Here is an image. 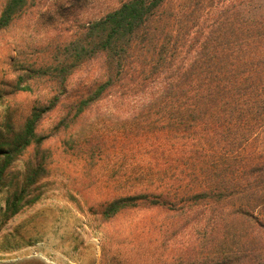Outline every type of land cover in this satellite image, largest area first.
Instances as JSON below:
<instances>
[{
  "label": "rangeland",
  "instance_id": "rangeland-1",
  "mask_svg": "<svg viewBox=\"0 0 264 264\" xmlns=\"http://www.w3.org/2000/svg\"><path fill=\"white\" fill-rule=\"evenodd\" d=\"M6 1L0 0V14ZM125 1L28 0L0 30V143L8 135V120L19 131L32 109L56 93L51 82L28 79L29 70L52 63L90 23ZM196 2L173 0L179 18L184 5L192 12L190 59L204 47L210 60L220 62L224 75L236 77L237 93L253 94L257 120L250 114L233 118L236 133L225 139H235L236 161L226 160L225 143L217 144L209 116L204 140L200 132L194 133L190 144L194 153L204 147L210 169L220 160L225 163L223 171L239 170V160L253 153L261 154L264 165V0H205L202 16ZM229 59L234 63L231 72L224 67ZM101 75L98 61L78 67L69 77L70 93L86 90ZM21 76L26 79L22 87L31 90H16ZM65 98L41 121L37 129L41 144H33L18 158L0 189V264H186L181 257L193 239V221L176 231L179 220L171 221L173 226L167 221L162 225L169 214L147 204L113 219L101 214L102 206L114 197L139 187L141 175L167 167L164 157L178 152L180 140L160 130H132L137 123L146 124L136 103L116 105L104 99L71 121L66 118ZM246 128L251 134L243 136ZM194 129L199 131V120ZM224 154V162L217 159ZM37 161L45 171L29 188L28 199L36 201L6 219L9 197L22 186L28 164ZM237 239L246 244L224 264H264V235L239 232ZM208 264H215L212 257Z\"/></svg>",
  "mask_w": 264,
  "mask_h": 264
},
{
  "label": "trees",
  "instance_id": "trees-1",
  "mask_svg": "<svg viewBox=\"0 0 264 264\" xmlns=\"http://www.w3.org/2000/svg\"><path fill=\"white\" fill-rule=\"evenodd\" d=\"M204 2H196L200 13ZM27 3L28 0H7L0 14V30L7 28ZM191 14L188 5H184L179 18L173 0H127L90 23L58 52L52 63L30 69L28 79L51 82L56 93L45 105L32 109L19 131H14L11 121L6 122L8 135L0 143V189L18 158L33 144H41L43 137L38 136L37 129L43 118L63 103V98L68 102L66 118L71 121L104 99L116 105L136 103L143 109L141 115L146 124L137 123L132 130L164 131L180 140L178 152L164 157L163 165L167 167L161 171L141 175L139 187L125 190L102 206V216L113 219L147 204L169 214L162 225L170 222L173 226L171 221L179 220L176 231L193 221V239L181 257L186 264H208L210 257L215 264L231 262L246 244L237 239L239 232L245 236L264 235L261 154L239 160V170L223 171L225 163L216 160L208 168L204 147H197L194 153L190 144L194 133L200 132V140H204L209 116L215 138L220 141L217 144L225 143L223 149L229 157L226 160L236 161L239 147L235 139H225L236 133L231 124L233 118L237 115L243 119L250 114L254 116L251 119L257 120L253 94L237 93L236 77L224 75L220 62L210 60L204 47L196 59H190ZM91 61L99 62L101 77L86 90L71 94L69 77ZM231 61L224 62L230 72L234 64ZM247 64L251 65V61ZM25 81L24 76L19 77L16 90H31L29 86L22 87ZM198 120L200 129L193 130V123ZM251 128L242 135L251 134ZM226 157L224 154L217 159L224 162ZM44 171L43 163L28 164L22 186L6 203V219L36 201V197L28 199L29 188Z\"/></svg>",
  "mask_w": 264,
  "mask_h": 264
}]
</instances>
